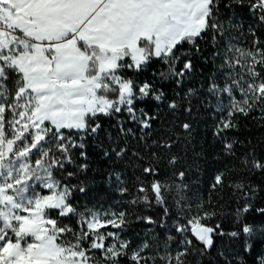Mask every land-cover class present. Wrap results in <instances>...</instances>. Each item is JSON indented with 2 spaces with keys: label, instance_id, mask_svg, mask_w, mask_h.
<instances>
[{
  "label": "snow or ice",
  "instance_id": "obj_1",
  "mask_svg": "<svg viewBox=\"0 0 264 264\" xmlns=\"http://www.w3.org/2000/svg\"><path fill=\"white\" fill-rule=\"evenodd\" d=\"M194 59L212 65L195 87ZM197 107L224 157L206 192ZM241 118L264 124V0H0V264H234L264 241V141L238 139ZM90 142L115 208L77 201Z\"/></svg>",
  "mask_w": 264,
  "mask_h": 264
},
{
  "label": "trees",
  "instance_id": "obj_2",
  "mask_svg": "<svg viewBox=\"0 0 264 264\" xmlns=\"http://www.w3.org/2000/svg\"><path fill=\"white\" fill-rule=\"evenodd\" d=\"M237 15L244 16L247 18L248 13L246 8L240 9L236 13ZM235 34V33H233ZM207 39V38H206ZM201 48L205 49V55L207 56L211 52V48L208 46V43L205 41H200ZM185 49L188 47L184 46ZM194 64H196L197 72L201 70L203 75H197L190 86H198L199 83L204 81V77H207L211 70V63L204 64L200 60L194 59ZM200 115L196 116L194 112V128L193 138L191 144L188 147L187 152V164L190 165L189 175L194 184H197L200 189L204 192L208 189V184L211 182L213 175L218 170H223L224 168V157L223 153L220 150V145L214 141L212 137V118L211 116L197 107ZM253 115H256L253 113ZM101 123L105 129H108L110 125L114 124L115 121L108 118H101ZM238 139L244 141L245 144L251 140L253 145L258 144L261 141H264V124L253 121L251 118H241L240 119V131L238 133ZM243 151V148L237 147V154H240ZM89 152V161H90V171L88 173L89 177L94 181L91 183L90 190L87 195L78 194L77 201L79 206L83 208L87 206L89 208H105L107 209L109 205H112L114 208L119 205V193L115 191L114 185L109 186L105 181V176L108 169L111 167L110 163L106 162L102 158V153L94 146L91 142L88 148ZM119 170V169H118ZM260 177H253V181L259 182ZM196 188H193V194H196ZM222 207L220 209V217L218 220L222 223L224 229L230 230L232 227L231 218L224 219L223 217L228 216L232 210L237 207V205L227 197L225 192V199L221 202ZM130 212L134 211L133 209H128ZM253 216L255 213L253 212ZM69 221H65L68 223ZM215 222V221H214ZM73 227H75V220L71 221ZM131 237V233H129ZM227 238L223 242L217 241L218 249L223 248L227 244ZM240 252L242 259L237 258L234 261V264H256L257 255H264V241L257 242L251 253H244L242 249L238 246L236 248ZM208 261H211L212 264H223V262L217 257L215 251H213L210 257L205 258V264Z\"/></svg>",
  "mask_w": 264,
  "mask_h": 264
},
{
  "label": "rangeland",
  "instance_id": "obj_3",
  "mask_svg": "<svg viewBox=\"0 0 264 264\" xmlns=\"http://www.w3.org/2000/svg\"><path fill=\"white\" fill-rule=\"evenodd\" d=\"M109 230H113V229H109ZM103 231V230H102Z\"/></svg>",
  "mask_w": 264,
  "mask_h": 264
}]
</instances>
